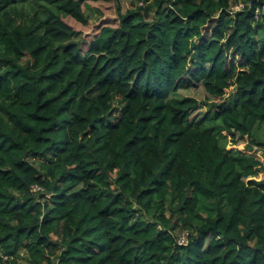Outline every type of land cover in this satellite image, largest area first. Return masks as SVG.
I'll return each instance as SVG.
<instances>
[{"label":"trees","instance_id":"trees-1","mask_svg":"<svg viewBox=\"0 0 264 264\" xmlns=\"http://www.w3.org/2000/svg\"><path fill=\"white\" fill-rule=\"evenodd\" d=\"M88 1L0 0V264H264V0Z\"/></svg>","mask_w":264,"mask_h":264},{"label":"rangeland","instance_id":"rangeland-1","mask_svg":"<svg viewBox=\"0 0 264 264\" xmlns=\"http://www.w3.org/2000/svg\"><path fill=\"white\" fill-rule=\"evenodd\" d=\"M138 0H115L110 2L104 1H88L85 6V11L89 16V23L84 25L77 21L75 18L71 16H67L64 20L72 26L75 30H79L82 32V48L83 50L87 49V43H89L92 38L95 36L96 33L100 31V28L104 25H111L116 26L119 23V15L121 13L126 12L134 5L133 3L137 2ZM141 1V0H140ZM240 1L233 0L232 1V8L236 6ZM138 3V2H137ZM235 93V89L230 88L228 93L225 95L226 98L230 99L232 95ZM177 96H193L200 102V107L194 112L193 120H196L200 116L204 115L208 110L209 107L207 103L211 102H221L222 99H210L208 100V92L205 90L203 85H199L196 87L188 88V89H180ZM225 140L222 139V143ZM251 152V151H249ZM260 158L264 159V153L261 151H254ZM208 244V242H207ZM20 264H29L27 261L20 260Z\"/></svg>","mask_w":264,"mask_h":264},{"label":"built area","instance_id":"built-area-1","mask_svg":"<svg viewBox=\"0 0 264 264\" xmlns=\"http://www.w3.org/2000/svg\"><path fill=\"white\" fill-rule=\"evenodd\" d=\"M247 5H250V2L248 3H244L242 1H240L238 4H236V6H234V10H240L241 8L245 7ZM259 15V9H256V17H258Z\"/></svg>","mask_w":264,"mask_h":264},{"label":"clouds","instance_id":"clouds-1","mask_svg":"<svg viewBox=\"0 0 264 264\" xmlns=\"http://www.w3.org/2000/svg\"><path fill=\"white\" fill-rule=\"evenodd\" d=\"M257 9H260V8L258 7ZM255 12H256V9H255ZM259 12H260V10H259ZM256 18H258V17H256Z\"/></svg>","mask_w":264,"mask_h":264}]
</instances>
